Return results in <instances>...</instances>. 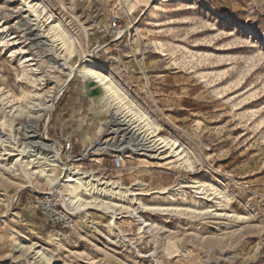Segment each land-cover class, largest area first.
Segmentation results:
<instances>
[{
  "label": "rangeland",
  "instance_id": "obj_1",
  "mask_svg": "<svg viewBox=\"0 0 264 264\" xmlns=\"http://www.w3.org/2000/svg\"><path fill=\"white\" fill-rule=\"evenodd\" d=\"M138 1L130 13L127 0H41L76 42L73 65L107 43L97 28L115 11L133 15L118 50L104 48L92 60L116 75L160 137L176 140L188 157L164 151L159 160L131 157L121 171H101L134 194L152 195L124 198L115 227L99 203L63 232L35 204V194L50 189L46 179L28 187L18 172L0 167V264H264V0ZM24 6L0 0V131L24 148L33 141L27 114L51 100L54 108L37 121L38 132L60 139L51 118L70 102L91 123L85 138H77L78 153L100 135L109 108L89 81L52 67L62 53L47 37L52 19L31 23ZM23 57L33 61L23 67ZM87 89L94 99L73 104L72 98L87 100ZM11 151L0 143V163L15 162ZM196 182L206 198L183 188ZM164 187L170 194L155 193ZM152 205L165 209H147ZM30 247L36 252H27Z\"/></svg>",
  "mask_w": 264,
  "mask_h": 264
},
{
  "label": "bare ground",
  "instance_id": "obj_2",
  "mask_svg": "<svg viewBox=\"0 0 264 264\" xmlns=\"http://www.w3.org/2000/svg\"><path fill=\"white\" fill-rule=\"evenodd\" d=\"M22 1L25 4L24 7L27 8V12L32 14L30 19L31 23H37L36 21L41 20L40 18L42 16L43 18H47L48 21L52 19L50 22L52 26L49 32L47 31V37L50 38L53 45L59 43L63 53H56L57 56L51 61L53 68L58 70H67L68 79H74L77 77L89 81L92 84L93 89L96 90L99 95L102 94V105L109 108V111L111 112H109L110 114L115 113L125 115L129 118V121L132 124H135L138 127L139 134H144V137L147 136L151 140L147 147L155 154L151 153L150 156L159 159V157L156 156L158 152L160 156L164 151H169L170 155L166 157H173L174 155L175 157H178L179 160H183L184 157H188L186 150L181 147L176 140L160 137V133L157 132L159 131V127L145 112L136 108L132 102L133 98H131L127 92L117 84L115 80L116 75L110 70L108 71V67L106 65L95 63L92 59H89L90 57H88L87 54L83 56L81 64H71L77 54L76 42L71 36H69L68 31H66L58 20H54L52 15L49 16L50 13L47 8L42 5L41 0ZM138 3V0H136V2L133 0H127L128 12L133 13ZM95 24L98 23L96 22ZM32 61L33 59L30 57H23L21 65L25 67L26 64H29ZM25 71L29 73L30 69L26 68ZM50 97H53V95ZM53 108L54 102L48 100L45 103H39L36 115L33 113L27 114L29 121H34L32 125L26 124L27 133H32V135L28 136V139H32L33 141L27 142L24 148H21L18 145L19 143L16 142L14 137L6 135L0 131V143L4 145L6 149L8 147L12 150L7 155L9 157H18L11 165L7 163H0V167L11 173H15V171L18 172L25 183L28 184V187H34V182L37 177L46 179L47 184L50 185V189L57 187L63 203L65 205L76 207L78 210L76 208L75 209L78 211L79 215L82 213L80 211L86 213V211L92 210L93 207H99L98 205L101 203L102 205L100 207L107 210L105 215L113 214V216L109 217V224L111 227H115L116 213L119 209L122 210L124 208V205L121 204L124 203V198H128L130 196H148L152 195V193L141 192L134 194L131 191V188L125 187L122 183L105 181L104 178L97 175V172L76 171L79 170L77 169L78 165L76 163H71V165L63 164L61 162V156H56V150L54 149L51 140H49L46 135L41 136L38 132L37 121L43 117L47 111H52ZM17 116L22 115L19 114ZM1 126L8 127L5 120L1 122ZM182 154H186V156L183 157ZM185 163L190 165V159L185 160ZM59 167L62 171L61 176H58L56 173V170ZM64 172L65 175H62ZM138 185L141 186L143 191L147 189V184L143 182L138 183ZM203 187L204 186L199 182H196L192 186L183 185V188L194 189L195 194L206 198V192H204L205 188ZM170 191L171 188L164 187L162 191H157L155 193L159 195H166L170 194ZM147 209L158 211L165 209V207H162L161 205H152L147 207ZM198 210L200 209H197V211ZM200 211H204V209ZM144 223L145 220L143 224ZM23 249H25L24 246L19 248L20 251ZM27 252L35 253L36 251L34 248L30 247ZM37 254H40L43 260H45L46 257L47 262L51 260V258H48L47 253L44 252V250H38Z\"/></svg>",
  "mask_w": 264,
  "mask_h": 264
},
{
  "label": "built area",
  "instance_id": "obj_3",
  "mask_svg": "<svg viewBox=\"0 0 264 264\" xmlns=\"http://www.w3.org/2000/svg\"><path fill=\"white\" fill-rule=\"evenodd\" d=\"M133 19V15L125 10L115 11L105 26L97 28L98 35L103 37L107 43H103L102 46L98 44L90 53V58L95 59L104 48L118 50L123 44L122 40L126 33L124 26ZM50 140L56 150V156H61L63 164L76 163L82 170L88 165L91 169L89 172H97L101 178H105L100 175L101 171L106 173L123 170L131 157L157 160L156 157L150 156L152 152L147 147L151 140L147 136L144 137V134H139L138 127L123 114L108 113L102 124L100 135L92 143L82 145L78 153H75L78 139L73 136L68 135L64 138ZM156 156L160 158L162 155L159 156L158 152ZM105 161H109L110 165L105 166ZM63 174L65 175V172ZM104 180L111 181L108 178ZM35 204L52 227L63 232L71 231L76 225L79 213L74 207L63 203L57 187L45 193L35 194Z\"/></svg>",
  "mask_w": 264,
  "mask_h": 264
},
{
  "label": "crops",
  "instance_id": "obj_4",
  "mask_svg": "<svg viewBox=\"0 0 264 264\" xmlns=\"http://www.w3.org/2000/svg\"><path fill=\"white\" fill-rule=\"evenodd\" d=\"M86 92L88 93V89ZM83 97L85 96L79 97L78 99L72 98L73 104L79 102L81 104H85L87 102L89 103L91 98H93L89 95V93L86 95V101L83 100ZM70 108L71 107L69 102L65 106L60 107L58 111H56L55 117L52 115L51 120L54 121V123L51 126V129L53 131V134L59 138H64L70 135L75 138H78V136H80L84 139L88 130L91 128V123L89 124L83 115L79 116L73 113Z\"/></svg>",
  "mask_w": 264,
  "mask_h": 264
}]
</instances>
